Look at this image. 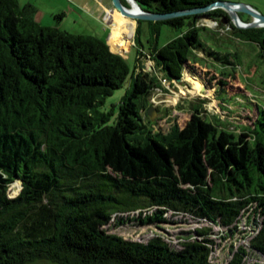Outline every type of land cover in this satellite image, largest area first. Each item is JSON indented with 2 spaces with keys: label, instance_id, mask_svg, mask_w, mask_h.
Masks as SVG:
<instances>
[{
  "label": "trees",
  "instance_id": "16d2710c",
  "mask_svg": "<svg viewBox=\"0 0 264 264\" xmlns=\"http://www.w3.org/2000/svg\"><path fill=\"white\" fill-rule=\"evenodd\" d=\"M135 1L169 12L211 0ZM33 12L30 3L0 0V264H264V107L254 106L238 131L202 116L200 98L182 126L162 131L145 118L160 80L140 69L141 57L169 84L198 52L223 67L237 63L235 51L200 37L215 33L199 24L202 12L138 20L150 36L143 48L137 35L131 64L102 38L41 25ZM207 14L264 56V25L234 26L220 7ZM158 22L178 28L161 45ZM126 78L115 109H101ZM168 211L218 226L219 239H230L228 255L213 254L219 243L206 225L178 245L160 233L141 240L106 229L131 219L161 227L174 221ZM236 237L245 241L233 245Z\"/></svg>",
  "mask_w": 264,
  "mask_h": 264
},
{
  "label": "rangeland",
  "instance_id": "374dc122",
  "mask_svg": "<svg viewBox=\"0 0 264 264\" xmlns=\"http://www.w3.org/2000/svg\"><path fill=\"white\" fill-rule=\"evenodd\" d=\"M77 4V1L74 0ZM83 3L74 6H68L65 0H35L39 10L43 12L39 23L44 26H57L72 33L92 35L102 38L110 46L113 52L118 53L128 64L133 62L134 49L138 46L137 35L143 48H146L150 36L146 21L122 15L115 7L111 5L105 13L103 6L99 5L98 0H81ZM248 3L258 13L264 14V0H230ZM34 2V0H33ZM105 5H109L111 0H102ZM105 13V14H104ZM239 18L250 20L252 14L246 11H237ZM104 15V16H103ZM210 17L201 16L199 24H203L213 30L199 31V35L212 48L218 51H235L237 63L234 65L225 64L215 59L203 56L198 52L199 60L190 61L183 67L181 76L178 80H172L169 84L161 82L159 87H154L147 96L152 107L150 115L145 113V118L150 119L154 129L165 131L168 126L175 122L182 126L189 117L188 106L203 99L202 116L211 120L215 118L229 129L238 131L244 124H250L255 111L254 106L264 107V56L259 54L258 47L251 41L238 38L237 32L230 26L225 27L220 24L213 25ZM222 22V24H226ZM137 26L139 31H137ZM221 26V27H220ZM236 26V25H234ZM158 32L156 35V45H161L177 32V27L169 26L164 22L157 23ZM108 33V34H107ZM140 69L151 70L157 77L160 73L152 66V60L147 57L140 58ZM231 72L223 74L220 70ZM223 82V83H221ZM128 86L126 78L120 87L115 88L112 93L105 97L100 105L101 109L112 107L115 109V102ZM198 86V88H196ZM222 91L227 93V97ZM233 98H228V95ZM113 105V106H111ZM246 107V108H245ZM148 108V107H147ZM146 108V110H147ZM251 108V109H247ZM18 180L9 185L8 194H15L18 189ZM138 209L129 211L136 213ZM124 212H118V214ZM173 222L160 224L161 227L152 223H140L137 220H126L123 223L114 224L110 220L106 224L108 231L116 232L123 236L134 239L145 240L154 233H160L173 245H178L179 236H185L186 231L195 227L204 225L210 227L209 236L217 241L213 254L217 259H224L228 255L230 239H219L216 225H209L207 222L198 221L180 213L165 212ZM115 219V216H113ZM112 219V218H110ZM243 219V218H242ZM214 231V232H213ZM192 233V232H190ZM232 240V239H231ZM244 238L236 237L233 245L244 242ZM29 264H56L47 260H36Z\"/></svg>",
  "mask_w": 264,
  "mask_h": 264
},
{
  "label": "water",
  "instance_id": "95a60500",
  "mask_svg": "<svg viewBox=\"0 0 264 264\" xmlns=\"http://www.w3.org/2000/svg\"><path fill=\"white\" fill-rule=\"evenodd\" d=\"M128 5L123 3L121 0H111V4L113 7L118 9L121 13L132 16L136 19H163L170 16H174L181 13L188 12H202L201 16H208L207 11L213 7H220L224 10V14L227 19H229L233 25L236 26H257L264 25V14L258 13L253 7H251L248 3L240 2V1H230V0H211L201 6L193 7L184 10H175L169 12H154V11H145L142 10L135 0H125ZM134 4L136 10H131V5ZM246 11L252 14V17L248 21H244L239 18L237 11ZM255 16V17H254ZM225 18H221V22H225ZM106 43V38L104 40ZM151 106H148L146 112L150 115ZM13 183V182H12ZM11 183V185H12ZM21 186L20 181L18 180L19 189Z\"/></svg>",
  "mask_w": 264,
  "mask_h": 264
},
{
  "label": "crops",
  "instance_id": "0c3cea01",
  "mask_svg": "<svg viewBox=\"0 0 264 264\" xmlns=\"http://www.w3.org/2000/svg\"><path fill=\"white\" fill-rule=\"evenodd\" d=\"M65 1H67L68 6H74L76 8H78V5H80V3L81 4L83 3L81 0H76L77 1V4H76V2L74 0H65ZM18 2L20 4H23V3H30V4H32L33 7H34L33 16H34L35 20H37L38 22L41 20V17H42L43 12H41L39 10V6H38V4H36L35 0H34V2H33V0H18ZM98 2H99V5L103 6V8L105 9V13L107 12V10H110L109 8L112 5L111 3L109 5H105L104 2H102V0H98ZM106 37H107V35H106Z\"/></svg>",
  "mask_w": 264,
  "mask_h": 264
},
{
  "label": "built area",
  "instance_id": "2783aa9c",
  "mask_svg": "<svg viewBox=\"0 0 264 264\" xmlns=\"http://www.w3.org/2000/svg\"><path fill=\"white\" fill-rule=\"evenodd\" d=\"M209 19H211L210 21L212 22V24L213 25H216L217 24V20H215V19H213V18H209ZM158 78H159V80H160V84H161V82L163 83V82H167V83H169V81L167 80V78L166 77H164V76H158Z\"/></svg>",
  "mask_w": 264,
  "mask_h": 264
},
{
  "label": "bare ground",
  "instance_id": "6f19581e",
  "mask_svg": "<svg viewBox=\"0 0 264 264\" xmlns=\"http://www.w3.org/2000/svg\"><path fill=\"white\" fill-rule=\"evenodd\" d=\"M130 9L131 10H136V7L134 6V4H132L131 5V7H130ZM118 10V9H117ZM119 11V10H118ZM120 12V11H119ZM121 13V12H120ZM122 15H125V16H129V15H126V14H123V13H121ZM129 17H132V16H129ZM255 17V16H254ZM134 18V17H133ZM136 19V18H135ZM140 20V19H139ZM183 74V73H182ZM196 88H198V86L196 87Z\"/></svg>",
  "mask_w": 264,
  "mask_h": 264
}]
</instances>
